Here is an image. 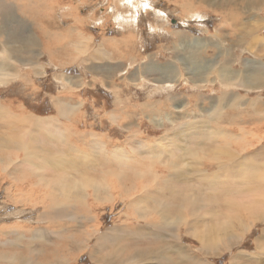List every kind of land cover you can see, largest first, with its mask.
I'll use <instances>...</instances> for the list:
<instances>
[{
	"label": "rangeland",
	"instance_id": "obj_1",
	"mask_svg": "<svg viewBox=\"0 0 264 264\" xmlns=\"http://www.w3.org/2000/svg\"><path fill=\"white\" fill-rule=\"evenodd\" d=\"M28 1L0 0V82L5 79L0 83V109L7 116L0 117V142L15 141L13 149H17L27 148L24 141L33 139V150H39L44 158L53 148L62 150L73 163L96 172L88 175L95 177L88 179L90 187L101 184L103 188L129 175L134 180L128 187L117 189L120 198L116 202L107 203L101 195L102 206L98 204L88 215L83 213L85 205L75 200L77 206L70 202L69 206L57 205L66 216L40 220L43 207L22 204L23 200L30 201V189L23 187L24 176L40 185L42 176V180L58 186L70 185L72 179L56 167L49 168L45 177L49 166L39 167L42 171L29 168L21 162L24 159L13 158L15 150L7 149L5 143L6 147L0 149V264H54L55 258L61 264H104L109 254L121 260L139 253L146 255L137 264H264V109L259 111L257 105L261 102L264 107V91L245 93L239 92L244 89L222 84L224 78L234 82L233 77L247 79V83L252 67L263 74L264 51L259 46L264 42L253 40L260 44L249 52L246 44V52L238 55L230 50L233 34L243 40L242 45L247 41L246 33L264 35L262 4L256 0V7L247 8L253 11L243 9L241 18L246 20L236 23L238 14L215 12L218 1L222 4L226 0H77L80 15L75 22L77 19L67 17L69 11L61 10L66 0H35L38 4L31 0L32 5ZM57 32L64 33L65 42L75 39L86 44L81 54L74 51L79 62L72 68L62 69L55 61L67 51L60 48L63 36L58 41ZM103 38H114L125 53L112 57L95 48ZM197 40L200 46L191 45ZM47 43L54 44V49L57 46L54 55L52 48L49 55L55 64L48 61ZM234 56L240 61L236 62ZM40 65L44 69H39ZM171 72L174 76L169 75ZM12 73L17 76H10ZM254 101L259 102L255 105ZM24 115L35 121H25L30 118ZM24 126L27 131L31 129L28 135ZM58 130L69 133L64 140L71 144L62 143ZM73 146L89 151L86 163L79 160L85 157H75L69 150ZM45 147L49 149L41 150ZM102 148L114 161L107 157L103 162L96 155L92 161L96 151L104 153ZM10 160L16 162L9 167ZM73 163L69 161V165ZM142 163H148L146 168ZM152 163L160 167L164 163L171 173L173 168L183 174L175 182L166 179L153 187L155 174L147 168ZM121 166L139 169L123 172ZM98 172L121 176L102 179ZM204 173L209 175L206 179ZM51 178H56L55 182ZM135 187L153 189L152 199L141 205H136L140 197L129 201L126 195ZM188 196L196 198L197 203L184 202ZM153 200L161 201L157 205L160 207L166 202L176 203L178 211L173 213L179 215L187 206L182 225L192 229L171 228L166 232L159 227L166 224L160 220L156 223L144 216L140 221L134 214L151 210L156 205ZM194 208L199 209L196 215ZM75 211L79 214H73ZM245 212L247 218L249 214L258 215L246 226ZM171 217L168 214L166 220ZM257 218L260 220L254 224ZM237 222L241 240L234 245L225 250L220 244L213 249L203 246L201 240L211 236L217 241L214 236L223 231L224 225L228 228ZM137 227L139 230H134ZM75 243L81 245L80 250H75ZM176 245L184 248L170 251Z\"/></svg>",
	"mask_w": 264,
	"mask_h": 264
},
{
	"label": "bare ground",
	"instance_id": "obj_2",
	"mask_svg": "<svg viewBox=\"0 0 264 264\" xmlns=\"http://www.w3.org/2000/svg\"><path fill=\"white\" fill-rule=\"evenodd\" d=\"M35 1V0H34ZM38 1V0H37ZM37 1H35V3L37 2ZM189 1V0H188ZM29 2V1H28ZM192 3V2H191ZM32 4H33V2H32ZM37 4H38V2H37ZM39 4H41V2L39 3ZM192 5V4H191ZM39 6V5H38ZM42 6V5H41ZM262 21V20H261ZM50 24V23H49ZM39 25V24H38ZM37 25V26H38ZM41 26V25H40ZM46 27V26H45ZM42 28V27H41ZM40 28V29H41ZM54 31V30H53ZM49 35V33L47 32V38L49 37L48 36ZM132 36V35H131ZM246 36V35H245ZM45 35H44V39H45ZM132 38V37H131ZM134 38V37H133ZM132 38V39H133ZM127 39H128V37H127ZM135 39V38H134ZM57 40L59 41V39H58V36H57ZM250 40V39H249ZM123 41V40H122ZM243 41V40H242ZM251 41V40H250ZM46 42H49V41H46ZM196 42V41H195ZM254 42H259V40L257 39V38H255L254 39ZM126 43V42H125ZM243 43V42H242ZM248 43V42H247ZM48 45H47V48H48V53L46 54V55H48V57H49V55H50V50H51V48H52V54L54 55V52H56V51H54L56 48H57V46H55V49H54V44H52L51 46H50V44L49 43H47ZM132 44V43H131ZM199 44H201V41H198V42H196V44L195 45H199ZM129 45V44H128ZM60 48H62L63 47V40H60ZM200 46V45H199ZM103 47V46H102ZM125 47V46H124ZM129 47V46H128ZM82 48H86V44L84 43V42H82L81 43V40L80 41H77L76 43H75V48H74V50L76 51V52H78L79 54H81L83 51H82ZM117 48V47H116ZM38 49V48H37ZM91 49V48H90ZM16 50V49H15ZM89 50V49H88ZM260 50H261V47H260ZM224 52V51H223ZM90 53V52H89ZM104 54V53H103ZM102 54V55H103ZM73 56V55H72ZM42 57H44V56H42ZM55 57V56H54ZM74 57V56H73ZM188 57H190L189 55H188ZM59 59H60V57H58ZM185 58V57H184ZM49 59H53L52 57L50 58L49 57ZM73 59V58H72ZM55 60H57V58H55ZM190 60V59H189ZM17 61H19V60H17ZM7 62V61H6ZM52 63L53 62H55L54 60L53 61H51ZM174 62V61H173ZM58 63V62H57ZM53 64H55V63H53ZM59 64V63H58ZM70 65V64H69ZM37 66V65H36ZM41 66V65H40ZM39 66V69H44V68H42V66L40 67ZM71 66V65H70ZM150 66V65H149ZM155 66V65H154ZM160 66V65H159ZM158 66V67H159ZM173 66V65H172ZM3 67V66H2ZM79 67H81V66H79ZM157 67V66H156ZM164 67V66H163ZM171 67V66H170ZM169 67V68H170ZM232 68V67H231ZM253 68V67H252ZM170 69H172V70H175V68L174 67H171ZM166 70V69H165ZM233 70V69H232ZM255 71V70H254ZM186 72H188V71H186ZM225 72V71H224ZM234 72V71H233ZM233 72H232V74H233ZM192 73V72H191ZM228 73H230L231 74V72H228ZM19 74V73H18ZM163 74V73H162ZM263 74H264V71H263ZM163 75H166V74H163ZM170 76H173L174 75V73L173 72H171L170 74H169ZM210 75V74H209ZM239 75V74H238ZM249 75V74H248ZM10 76H14V77H16L17 75L16 74H14V73H12ZM108 76V75H107ZM243 76V75H242ZM245 77H246V75H245ZM245 77H244V79H245ZM172 78V77H171ZM252 78V77H251ZM264 78V77H263ZM169 79V78H168ZM173 79V78H172ZM2 80H4V81H2V82H0V83H5V79H2ZM241 80H243V79H241ZM251 80V79H250ZM264 80V79H263ZM210 81V80H209ZM247 81V79H245V82ZM82 82V81H81ZM167 82V81H166ZM238 82V81H237ZM237 82H236V84H237ZM252 84H254L255 86H259L260 85V83H261V85H262V83L263 82H261V79L259 78V77H254L253 79H252ZM171 83V82H170ZM222 83H226V84H228V85H231L230 87L231 88H233L232 86H234L233 85V83L234 82H227V78H224V81L222 82ZM164 84H166V83H164ZM239 85V88H245V84H243V83H239L238 84ZM226 86V85H225ZM227 88V87H226ZM228 88H229V86H228ZM237 89H238V87H236ZM249 88V87H248ZM259 89V88H258ZM235 90V89H234ZM253 90H255V89H253ZM258 91V90H257ZM68 92V91H67ZM235 94V93H234ZM243 97V96H242ZM257 103L259 102V101H256ZM256 102H254L255 103V105H256ZM261 103V102H260ZM253 104V103H252ZM3 106V105H2ZM11 107V106H10ZM5 108V107H4ZM3 108V109H4ZM71 110H72V108H71ZM3 111H5V110H3ZM2 111V109H0V117L1 116H4L5 115V113ZM10 111V110H9ZM8 110H7V112H9ZM6 112V111H5ZM11 112V111H10ZM14 112V111H13ZM19 112V111H18ZM8 114V113H7ZM11 116H12V114L11 113H9ZM13 115H15V114H13ZM17 115V114H16ZM6 116V115H5ZM22 116V115H21ZM24 116H27L28 118H30V119H26L25 121H35V119L34 118H32L31 116H29V115H24ZM7 117V116H6ZM6 117H4V118H6ZM9 117V116H8ZM19 117V116H18ZM1 119V118H0ZM3 119V118H2ZM7 119V118H6ZM6 119H3V120H6ZM12 119V118H11ZM42 119V118H41ZM40 119V120H41ZM54 119V118H53ZM53 119L51 120L50 119V121L52 122L53 121ZM16 121V120H15ZM42 121V120H41ZM46 121V120H45ZM60 121V120H59ZM8 122V121H7ZM14 122V121H13ZM43 122V121H42ZM50 122V123H51ZM24 123V122H23ZM33 123V122H32ZM39 123V122H38ZM49 122H47V124L49 125L50 124ZM53 123V122H52ZM20 124V123H19ZM56 124V123H55ZM7 125H8V123H7ZM23 125V124H22ZM40 126H42L43 124H39ZM38 125V126H39ZM47 125V126H48ZM50 125H52V124H50ZM59 125V124H58ZM5 126V125H4ZM34 126H36V123H35V125H33V127ZM255 126V125H254ZM9 127V126H8ZM27 127V126H26ZM53 127V126H52ZM24 129H26L25 128V126L23 127ZM29 128V127H28ZM31 128V127H30ZM38 128V127H37ZM47 128V127H46ZM51 128V127H50ZM201 128V127H200ZM7 129H9V128H7ZM23 129V130H24ZM54 129V128H53ZM53 129H51L52 131H53ZM198 129V128H197ZM30 131H31V129H29ZM69 130V129H68ZM203 130V129H202ZM21 131V130H20ZM25 131V135H28V132L30 133V131H27V129L26 130H24ZM26 131H27V134H26ZM34 131V130H33ZM39 131H41L40 129H39ZM43 131V130H42ZM44 131H46V130H44ZM55 131V130H54ZM38 132V131H37ZM70 132V131H69ZM245 132V131H244ZM15 133V132H14ZM22 133H23V131H22ZM43 133V132H42ZM45 133V132H44ZM48 133V132H47ZM46 133V134H47ZM57 133H59L58 134V136L60 137V138H62L63 140H62V143H63V141H64V145H66V146H68V144L70 143L71 144V142H69V141H67V142H65V136L66 135H68L66 132H62V130H58L57 131ZM56 133V134H57ZM200 133V132H199ZM46 134H45V136H46ZM49 134V133H48ZM55 134V133H54ZM74 134V133H73ZM80 134V133H79ZM21 135H24V134H21ZM30 135V134H29ZM251 135V134H250ZM50 136H52V135H50ZM49 136V137H50ZM181 136V135H180ZM260 136V135H259ZM30 137H32L31 135H30ZM35 137H37V135L35 136ZM39 137V136H38ZM76 137H78V136H76ZM13 138H16V137H13ZM12 138V139H13ZM33 138V137H32ZM47 138V137H46ZM92 138H94V137H92ZM91 138V139H92ZM27 139V138H26ZM28 139H30V138H28ZM38 139V138H37ZM49 139H52L51 137L49 138ZM49 139H46V140H48L49 141ZM53 140H55V139H53ZM73 140V139H72ZM45 140H43L42 139V143L44 142ZM74 141V140H73ZM96 141V140H95ZM94 141V142H95ZM250 141V140H249ZM14 142L15 141H11V140H2L1 142H0V149H4L6 146H5V143L7 144V149L8 148H11V149H13V147H14ZM90 142H92V140L90 141ZM260 142V141H259ZM24 143H25V145L27 146V148L25 147V146H20V147H18L17 149H13V150H15V154L13 155V158L15 157V159L16 158H18V159H16V160H19L20 158H22V159H24V160H22L21 162H23V164H25V163H27V166L29 167V168H33V169H38L39 167H42L43 166V168L44 169H46V167L45 166H49L47 169H46V171H44V172H46L45 173V177H48V172L50 171V169H53L52 167H56V168H58V169H60V173H64L63 174V176L64 177H67L68 179H72L71 181L73 182L72 184H70V185H67V184H63V185H61V186H58L57 184H54V183H52V182H47L48 180H42L41 178H44L43 176L42 177H40L39 179H38V181L39 182H42L41 183V185H40V183H37V184H39V185H37L36 183H34L33 181H31L30 180V178H28V177H25L24 176V178H23V182H24V185H23V187L24 188H26V187H28L29 189H30V193H28V196H30V197H28L29 199H30V201L28 202V200H23V202H22V204L24 203V205H35V206H41V207H43L44 208V212L42 213V215H41V217H40V220H42V219H47L48 217H50L51 215H53V216H56V215H60L61 214V208H59V207H57V205H63V203L64 204H66L67 202H70V204H73L74 206L76 205V204H83V205H85V209H84V211H83V213L84 214H89V212L88 211H93V209H96L97 207H98V204H100L102 201H101V199H100V197H101V195H104V198H105V201L107 202V203H109V202H112V201H115V199H117L119 196V191H117V189L121 186V188L123 187V186H125V188L126 187H128L127 185L128 184H130L133 180H134V178L133 179H129V176H128V178H125V177H121L120 178V180L118 181V182H115V183H111V184H108L106 187H103V188H101V184H97L98 186H96V187H90L88 184H87V182H89L88 181V179L89 178H95V177H91V176H88V175H91V174H93V173H95L96 174V172H93V169H88V170H86V169H84L83 167H81V166H78L76 163H73L70 159H68V157H70V155L68 156L65 152H63L62 150L60 151V150H55L54 148L53 149H51V150H49V154L47 155V157L46 158H44V156L43 155H41V152H39V150H36V151H34L33 150V147H34V141H33V139H31L30 141H28V140H25L24 141ZM102 143V142H101ZM37 144H39V143H37ZM47 144H48V142H47ZM96 144H97V142H96ZM103 144V143H102ZM101 144V145H102ZM41 145H43V144H40V146ZM45 145V144H44ZM100 145V146H101ZM258 145V144H257ZM37 146V145H36ZM49 147H51V146H49ZM55 147V146H54ZM62 147V146H61ZM75 147V146H74ZM77 147V146H76ZM75 147V148H76ZM79 147V146H78ZM103 147V146H102ZM235 148H239V150L241 149L240 147H235ZM27 149H28V151H27ZM39 149V148H38ZM42 149H49V148H41V150ZM99 148H97V150H98ZM103 149V148H102ZM70 150V149H69ZM79 150H81L82 151V153H84V154H87L88 156H90V154H89V151H87V150H85V149H79ZM87 151V152H86ZM103 152H104V149L102 150ZM42 152H44V150L42 151ZM97 152H101L100 150L99 151H96V153H94V154H92L91 155V157L94 159V162H95V155L97 156V158H99V159H102V161L104 162V161H106L108 158H109V160H110V162L111 161H114V159L113 160H111V158L109 157V155L107 154V153H103L102 154V152H101V154L100 153H97ZM44 153H46V152H44ZM193 153V152H192ZM173 155V154H172ZM223 155V154H222ZM23 156H24V158H23ZM117 156V155H116ZM174 156V155H173ZM226 156V155H225ZM20 157V158H19ZM108 157V158H107ZM115 157V156H114ZM170 157H171V155H170ZM169 157V158H170ZM67 158V159H66ZM129 158V157H128ZM172 158V157H171ZM118 159V158H117ZM120 159V158H119ZM125 159V158H124ZM160 159V158H159ZM16 160H12V162H11V160H10V162H9V167L10 166H12V165H14V162H16ZM79 160H81L80 158H79ZM108 160V161H109ZM219 160V159H218ZM69 161L71 162V163H73L72 165H69ZM82 161V160H81ZM121 161V160H120ZM140 161V160H139ZM197 161V160H196ZM82 162H84V161H82ZM96 162H99L98 160H96ZM195 162V161H194ZM2 164H3V162H1ZM86 163V162H85ZM101 163V162H100ZM108 163V162H107ZM115 163V162H114ZM139 163H141V162H139ZM22 164V165H23ZM54 164H61L62 165V167L61 166H59V165H54ZM117 164L119 165V162H117ZM124 164V163H123ZM143 164V163H142ZM148 163H146V165H147ZM163 164V166L165 165L164 163H162ZM178 164V163H177ZM127 165V164H126ZM146 165H144L143 164V166L145 167ZM159 165H161V164H159V163H152V165H149V166H147V168H149V170H152L153 172H154V174H155V179H152V181L155 183V185L153 186V187H158V186H160L161 185V183L164 181V180H166V179H171L172 180V182H175L178 178V176H181L182 174H183V172L181 171V170H178V169H173V168H171V170H172V172H174V173H171V171H170V168L168 167V165H166L165 167H163V166H159ZM106 166H107V164H106ZM108 166H109V164H108ZM133 166H134V164H133ZM139 166V165H138ZM141 166V165H140ZM178 166V165H177ZM176 166V167H177ZM224 166V165H223ZM19 167V166H18ZM24 167V166H23ZM17 168V167H16ZM50 168V169H49ZM117 168V167H116ZM146 168V167H145ZM155 168H157L156 169V172H155ZM14 169V168H13ZM55 169V168H54ZM114 169V168H113ZM118 169V168H117ZM139 168H137V167H135V168H131V167H128V166H121V171H123V172H130V171H137ZM144 169V168H143ZM183 169V168H182ZM251 169V168H250ZM5 170V169H4ZM15 170V169H14ZM41 170V169H40ZM39 169H38V171H40ZM185 170V171H184ZM183 171L184 172H186V169H184ZM2 171V170H1ZM6 171V170H5ZM42 171V170H41ZM103 171H106V170H103ZM109 171V170H108ZM115 171V170H114ZM117 171V170H116ZM140 171V170H139ZM190 172H191V170H189ZM187 172V174L188 173H190V172ZM249 171V170H248ZM3 172V171H2ZM168 174H167V173ZM170 172V173H169ZM180 172H182V173H180ZM114 173V172H113ZM98 174H99V172H98ZM110 174V175H109ZM136 174H139L138 172L136 173ZM170 174H176V176H174V178H170L171 177V175ZM42 175V174H41ZM94 175V174H93ZM100 175V174H99ZM204 175H206L205 176V178L204 179H206L207 178V176H209L208 174H206V173H204ZM216 175V174H215ZM214 175V176H215ZM261 175L262 176H264V172H262L261 173ZM261 175H259V176H261ZM57 176V175H56ZM59 176V175H58ZM101 176V178L102 179H104L105 177H111V178H119L120 176H116V175H113L112 173H108L107 174V176H105L103 173H102V175H100ZM211 176H213V175H211ZM220 176V175H219ZM218 176V177H219ZM173 177V176H172ZM97 178V177H96ZM211 178H213V177H211ZM41 179V180H40ZM50 179V178H49ZM51 179H53L54 180V182H55V180H56V178L54 179V178H51ZM60 179V178H59ZM77 179V182L75 183V180ZM214 179V178H213ZM219 179H220V177H219ZM261 179V177L259 178V180ZM21 181V182H22ZM149 181V180H148ZM64 182V181H63ZM93 182H96V181H93ZM150 182V181H149ZM178 182V181H177ZM182 182V181H181ZM67 183H69V182H67ZM89 183H92V182H89ZM168 183V182H167ZM167 183H166V186H167ZM82 184V185H81ZM95 184V183H94ZM95 184V185H96ZM192 184V183H191ZM27 185H29V186H27ZM165 185V184H164ZM187 185H190L189 183H187ZM131 186V185H130ZM130 186H129V188H130ZM145 186V185H144ZM144 186H142V187H144ZM169 186H171V185H169ZM191 186V185H190ZM13 187V190L15 189V185H13L12 186ZM173 189L175 190V187H176V184H175V186L173 185ZM189 187V186H188ZM187 187V188H188ZM136 188V187H135ZM134 188V189H135ZM152 188V187H151ZM168 189V188H167ZM171 189H172V187H171ZM192 189V188H191ZM16 190V189H15ZM21 190V189H20ZM129 190V189H128ZM130 190H132V189H130ZM129 190V191H130ZM166 190V189H165ZM170 190V189H169ZM188 190H190V189H188ZM16 191H18L19 192V190H16ZM26 191H27V189H26ZM98 191L100 192V194L98 193ZM127 191V190H126ZM134 191V190H133ZM153 189H149V188H144V189H141V188H139V187H137L136 189H135V191L134 192H131V193H129V194H127L126 195V197L128 198V200L129 201H131V200H134V198H138V197H140V198H138L137 200L139 201V203L138 204H136V205H141V204H143L144 202L145 203H147V202H149L151 199H152V195H150V194H153ZM172 192V191H171ZM19 194V193H18ZM172 194H173V192H172ZM192 194H194V193H192ZM191 194V195H192ZM27 194H25V196H26ZM121 195V194H120ZM190 196V195H189ZM188 196V198H185V200H184V202H188V203H190V205H192L193 203H197V201H196V198H194L193 196H191V197H189ZM195 196V195H194ZM121 197H122V195H121ZM163 197H164V195H163ZM163 197H161V198H163ZM120 198V197H119ZM126 198V199H127ZM168 199V198H167ZM18 199H16V201H17ZM75 200H78V201H80L79 203H76V204H74L73 202L75 201ZM118 200V199H117ZM116 200V201H117ZM123 200V199H122ZM227 200V199H226ZM59 201V202H58ZM82 201V202H81ZM115 201V202H116ZM13 202H15V201H13ZM18 202V201H17ZM21 202V201H20ZM90 202V203H89ZM105 202V203H106ZM137 202V201H136ZM135 202V203H136ZM152 202H154V204H156V205H154L152 208H151V210H148V209H146V211H141V212H139V214H141V215H137V214H134V215H136L138 218H139V220L140 221H142V217H144V216H146L145 218L148 220V221H156V223H158V220H160V221H162V222H164V223H166L165 225H160L159 227L163 230V231H166V232H168V231H170V230H172L171 228H176V229H179V230H181L180 229V227H187V229H190V225L189 226H183L182 225V222L183 223H185L184 221H183V217L184 218H186L187 216H186V210H187V206L186 207H184V211L183 210H181L182 212H183V215H179L178 213L176 214V213H173V211L174 212H176V210H177V204L176 203H173V204H170V203H168V202H166V203H163V205H162V207H160V206H157L161 201H156V200H153ZM163 202V201H162ZM182 203V202H181ZM19 204H21V203H19ZM70 204H68L67 203V205L69 206ZM133 204V203H132ZM187 204V203H186ZM67 205H65L64 207H66ZM92 205V206H91ZM101 206H102V204H100ZM131 205V204H130ZM173 205H175L176 206V209L175 208H173L172 206ZM263 205V204H262ZM77 206V205H76ZM129 206V205H128ZM132 207V206H131ZM130 207V208H131ZM63 208V207H62ZM128 209V208H127ZM189 209V208H188ZM194 209H196V210H194L193 212L195 213L196 211H197V213H198V210L199 209H197V208H194ZM178 211V210H177ZM191 211V210H190ZM189 211V212H190ZM181 212V213H182ZM74 213H76V211L75 212H73V214ZM137 213V212H136ZM224 213H225V211H224ZM77 215L79 214L78 212L76 213ZM168 214H171L172 215V217H171V219H169L168 221L166 220V218H167V215ZM175 214V215H174ZM189 214V213H188ZM264 214V213H263ZM62 216H66L67 215V213H62L61 214ZM195 215H196V213H195ZM250 215V217H248L247 218V216H246V212H245V216H244V218H246L245 219V226L246 225H248V222H250L251 223V221H252V219H253V217L255 216V217H257L258 215L256 214V215H251V214H249ZM93 216V215H92ZM262 216V215H261ZM68 217H70V216H68ZM153 217V218H152ZM175 219V220H174ZM60 220V219H59ZM186 220V219H185ZM257 220H260V218H257V219H255L254 220V224H255V221H257ZM192 222H193V220H191ZM174 223V224H170V223ZM197 223V222H196ZM192 226V225H191ZM194 226V225H193ZM226 225H224V228H223V231L221 232V233H219V234H216L214 237H218V239H217V241H213L212 239H211V236H209V238H207L206 237V239H209V240H201V242H202V244H203V246L205 247V248H207V249H213L214 247H217L219 244H220V247L221 248H223L224 250L225 249H228L230 246H232V245H234V243L236 242V240H241L240 238H241V233H239L238 232V230H239V224H238V222L237 223H234L231 227L229 226L228 228H226L225 227ZM243 227H244V225H243ZM216 228H217V226H216ZM242 228V227H241ZM139 230V228L137 227V228H134V230ZM192 229V228H191ZM190 229V230H191ZM195 230V229H194ZM161 231V230H160ZM131 232V231H130ZM162 232V231H161ZM31 233V232H30ZM38 233V232H37ZM133 233V232H132ZM160 235H161V233H160ZM151 236V235H150ZM174 237V236H173ZM213 237V236H212ZM86 239V238H85ZM175 239H176V237H175ZM215 239V240H216ZM89 240V239H88ZM88 240H87V242H88ZM90 241V240H89ZM162 241V240H161ZM98 242V241H97ZM165 242V241H164ZM166 245V244H165ZM180 245V244H179ZM179 245H176V246H174V247H172V249H170V251L171 250H174V249H178V251H180V249L182 250L183 248L182 247H180ZM74 247H75V250H80V248H81V245L80 244H77V243H75L74 245H73ZM97 246H99L98 244H97ZM157 246H160V244L159 245H157ZM107 248V247H106ZM157 248V247H156ZM107 250V249H106ZM105 250V251H106ZM185 250V249H184ZM218 250V249H217ZM243 250V249H242ZM168 251V250H167ZM219 251V250H218ZM176 252V251H175ZM133 253V252H132ZM144 254V253H143ZM181 254H183V256L186 254V252H182ZM114 255V254H113ZM113 255H111V254H109L108 256H106V257H104V259H105V261H104V264H137V263H140V262H142V261H144V258H145V255H146V253H145V255H143L144 256V258H143V256H142V254L140 255V253L138 254V256H137V254H136V256L133 254L131 257H123L121 260L120 259H117V258H115V256H116V254H115V256H113ZM155 255H156V253H155ZM140 257H141V259H140ZM10 259H12V258H10ZM147 259V258H146ZM54 260H56L55 261V263L54 264H61V262H60V259H54ZM53 260V261H54ZM198 260V259H197ZM190 261V260H189ZM196 262V261H195ZM19 263V262H18ZM179 263V262H178ZM185 264H186V262H185Z\"/></svg>",
	"mask_w": 264,
	"mask_h": 264
},
{
	"label": "crops",
	"instance_id": "obj_3",
	"mask_svg": "<svg viewBox=\"0 0 264 264\" xmlns=\"http://www.w3.org/2000/svg\"><path fill=\"white\" fill-rule=\"evenodd\" d=\"M226 1H227L226 3H222V4H220V1H218L217 6H215L216 7L215 12H216L217 15H219L221 12L223 14L230 13V12H234V14H238L237 17H236V23L237 22H240L241 23L242 21L246 20V18H243V20L241 18V16L244 17V15H243L244 13L241 12V11H243V9H246L247 12L253 11L252 9H247V8H254V7H256L257 1H259V4H262V6L264 7V0H257V1L256 0H253V1H251V0H247V1H245V0H239L238 2H235V0H226ZM229 1H231V2H229ZM29 3H30V5H32V1L31 0L29 1ZM65 3H66V5L65 4L62 5V9L61 10H67V11H69V14L67 15V17L68 18L69 17L75 18V19H77L75 22H77L78 19H79L77 17L80 15L79 14L80 13V10H79L80 9V2L77 1V0H66ZM40 8H42V6H40ZM75 25L78 26V27H80L79 22H78V24L75 23ZM222 26L224 27V25H222ZM47 29L50 30L51 29V25H49L47 27ZM234 29H237V27L234 26ZM249 29H252V27H249ZM77 34L78 33L76 32V36H77ZM238 34H241V33H238ZM250 34H251L250 36H248V33L245 34L247 36V41L246 42H248V43L245 42L244 45H242L241 39L238 38V37H236L233 34V37L230 40V47H231L230 50L233 52V54L238 55V54H241V53H245L246 52V48H245L246 47V44H248L247 45L248 46V52L251 51V49H252V47L254 45L258 46L260 43L259 44L253 43V40L255 38H258L259 39V42H264V35L263 34H259L258 36H256L255 33H254L255 35L253 33H251V32H250ZM57 36H58L59 39L61 38V36H63V38H62V40H63V47L67 51L66 52H63L62 57H60V59L57 58V60H55V61L60 64V66H61L62 69L72 68V67H70V65L71 66H76V63H78L79 60H76L75 57H73V56H75V53H74L75 50L73 49V47H75V43L77 41L73 38L74 40H71L70 42H65L64 41V33L63 32L62 33L57 32ZM196 42H198V40ZM196 42L194 43V41H193V43L191 45H195ZM237 43H238V45L235 46V44H237ZM259 47H261V50L264 51V44H261ZM95 48H100L101 50L106 51V53L109 54L112 57L118 56V55L119 56H122L123 53H125V51L123 50V48L121 46H119V43L116 40H114V38H103L102 39V44L100 46H98V47H95ZM233 59L237 62L239 58L236 57V56H234ZM53 60L54 59H48V61H53ZM239 61H240V59H239ZM249 71H250L249 77L250 78L252 77L251 80L246 83L245 81H242L241 80L242 78H237L236 79L235 77H233V80H234V83H233L234 86L233 87H238V89H244V90H241L239 92H245V93H251V92L257 93L258 91H261V92L264 91V80H263L264 79L263 78L264 75L262 73L258 72V70H256V69L254 71V69L250 68ZM254 77H259L261 79V82H263L262 85H261V83H260L259 86H255L254 84H252L251 81H252V79ZM236 82H237V84H236ZM239 83L240 84L241 83L245 84V88H239V85H238ZM222 84L223 85H228L226 83H222ZM253 89H255V90H253ZM254 102H256V101H254ZM252 103L253 102H250V106L253 107L254 105ZM257 105L260 106V108H258L259 111L261 109H264V107L262 106L261 103H259ZM254 111L256 112V108H254ZM257 115H258V113H257ZM70 151H73V153L75 154V157H85V158H80L82 161H84V162H87L88 161V160H84V159L87 158L88 155L82 153L81 150L75 148L74 146L72 148H70ZM92 161L94 162V160H92Z\"/></svg>",
	"mask_w": 264,
	"mask_h": 264
}]
</instances>
